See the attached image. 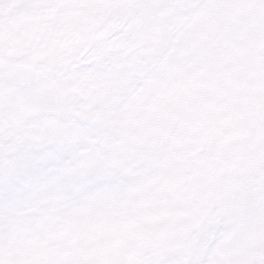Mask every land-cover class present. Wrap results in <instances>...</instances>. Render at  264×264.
<instances>
[{"label": "snow or ice", "instance_id": "snow-or-ice-1", "mask_svg": "<svg viewBox=\"0 0 264 264\" xmlns=\"http://www.w3.org/2000/svg\"><path fill=\"white\" fill-rule=\"evenodd\" d=\"M0 264H264V0H0Z\"/></svg>", "mask_w": 264, "mask_h": 264}]
</instances>
